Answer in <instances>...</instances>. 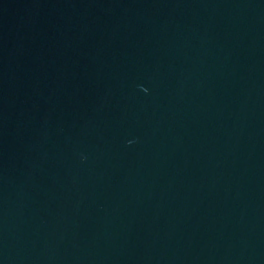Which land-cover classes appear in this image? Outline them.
<instances>
[{
    "label": "water",
    "instance_id": "95a60500",
    "mask_svg": "<svg viewBox=\"0 0 264 264\" xmlns=\"http://www.w3.org/2000/svg\"><path fill=\"white\" fill-rule=\"evenodd\" d=\"M0 264H264V0H0Z\"/></svg>",
    "mask_w": 264,
    "mask_h": 264
}]
</instances>
